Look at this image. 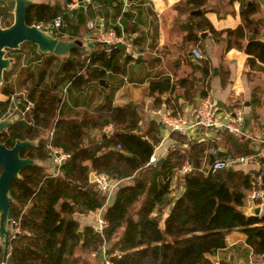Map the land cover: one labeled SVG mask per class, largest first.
Returning <instances> with one entry per match:
<instances>
[{"label": "trees", "instance_id": "trees-1", "mask_svg": "<svg viewBox=\"0 0 264 264\" xmlns=\"http://www.w3.org/2000/svg\"><path fill=\"white\" fill-rule=\"evenodd\" d=\"M247 13H242L241 24L226 29V47L237 46L264 62L263 41L249 38L242 44L248 32L256 30ZM52 14L50 4L33 3L26 11V21H48ZM123 14L130 17L129 11H123ZM77 18L79 22L85 20L82 13H78ZM123 21L127 24L126 19ZM200 26H208L214 35L219 34L207 20ZM29 49L35 56L27 58L25 76L20 80L26 85V91L17 97L18 116L0 131V141L11 146L17 138H39L35 146L23 148L21 155L39 159L49 157L48 141L69 155L58 163L56 174L42 165H31L22 169L20 176L12 181L13 217L19 218V231L10 237L5 264H90L82 255L109 242L106 251L113 264H232L226 257L211 260L207 254L224 250L227 233L235 229L245 235V249L247 245L251 248L254 253L251 256L264 258V213L249 215L240 208L245 204L246 190L260 185L256 175L262 169L232 167L230 170L204 171L210 151L219 144L231 155L252 152L248 138L236 136L225 127L217 128L215 136L208 140L188 139L184 132L171 129L174 143L165 154L163 164L151 167L148 159L159 140L158 123L150 119L148 128L138 131L140 115L136 107L131 103L113 104L114 92L124 81L117 75L125 73L128 61L138 62L139 57L126 53L123 43L107 50L105 43L93 41L89 52L84 55L77 50L63 57L50 54L42 61V67L36 63L31 68L34 58L38 60L42 55L36 52L33 43ZM54 57L60 58L56 65L52 63ZM204 70L207 71L205 65ZM111 77L115 78L113 82ZM67 82L66 95L69 98L65 99L57 88ZM179 82L185 85L189 79L185 77ZM88 86L99 88L102 94L90 110L87 106L84 109L78 107L87 105L82 93ZM172 88L168 78L149 84L150 93ZM2 92L6 98L0 100V117L5 116L14 93L12 83L4 85ZM27 104L29 110L23 112ZM110 123L112 129L108 133L101 132L98 138L84 141L89 131L102 129ZM51 127V139H44L43 132ZM185 160L191 167L180 173L183 190L173 201L165 199L168 182L156 181V177L173 174ZM91 172L94 173L93 179ZM100 172L114 180L128 176L131 180L115 186L109 200L106 192H100L96 184L95 176ZM144 195L140 206L139 200ZM164 201L171 203V208L163 218L160 230L156 227L157 218L148 213L151 206ZM98 207H103L106 227L98 231L92 224L80 225L75 214ZM122 226L127 228L120 238L118 232ZM128 226L135 228L138 236L148 234L150 230L156 233L143 243V247H132L123 243L126 241L124 237L128 238L130 233ZM2 253L3 245L0 244V264Z\"/></svg>", "mask_w": 264, "mask_h": 264}, {"label": "crops", "instance_id": "crops-1", "mask_svg": "<svg viewBox=\"0 0 264 264\" xmlns=\"http://www.w3.org/2000/svg\"><path fill=\"white\" fill-rule=\"evenodd\" d=\"M65 1L67 0H35V3L50 4L53 14H55L63 10ZM81 1L83 3L74 8L76 9L75 13L72 12V9L70 12L63 14L65 22L68 21L69 27L73 26V29L65 28L64 35L61 36L78 37L87 43L90 42L89 35L96 33L101 24L107 29L114 28L119 32L123 31L124 40L128 43L126 45L124 42L126 53L133 57H139L140 60L138 62L128 61L125 65V73L117 75L118 78L123 77L124 81L114 92L113 104L125 105L131 103L133 107H136L140 115L138 131L141 129L146 130L150 119L157 122L155 116H159L161 120L162 110L192 118L195 104L204 92L216 99L218 104L217 116L219 118H223L231 107L241 106L242 120L239 125L241 133L235 134L236 136L248 138L253 151L261 148L259 139L264 136V62L237 46L226 47V29L235 28L241 24L243 21L242 13L248 12L247 17L252 20L256 30L254 33L248 32L246 37L242 39V44H245L249 39L250 33H252L251 38L264 42V4L259 0ZM13 7L14 0H0V9H5L4 12L7 11L8 15H11L9 13H12ZM123 11H129L130 17L124 16ZM78 13L83 14L85 18L83 22L78 21ZM98 18L99 26H97ZM123 19H126L127 24ZM89 20L94 22V26L88 24ZM206 20L219 31V34L214 35L208 26L204 28L200 26L202 21ZM46 21L40 20V22ZM74 27L76 30L72 33ZM193 46L200 49L204 55L202 59H196L191 53ZM79 54L84 55L86 53ZM49 55L47 53V56ZM204 65L207 68L206 72ZM185 77L189 79V82L185 85L180 84L179 79ZM165 78L170 80V84L173 85L172 89L163 92H149L150 82ZM114 79V77H111L110 81L113 82ZM66 85L67 83L62 89L64 90L65 99L69 98L68 94L66 95ZM95 93H100L99 101L102 98L99 88L93 86L85 88L82 97L86 99L87 105L78 107L84 109L86 108L84 106H87V109L90 110L98 102L95 101L97 98L93 96ZM158 125L159 140L154 149L157 159L159 157L164 158L169 147L174 143L170 130L161 127L159 123ZM111 129V123L104 125L102 129H92L88 132L84 141L90 138H98L101 132L105 134ZM194 129V137H198V139L208 140L213 137L208 128L195 126ZM45 133L48 134V129ZM218 147H223L227 152L226 147L222 144H219ZM262 154L254 164L247 162L234 167L243 170L260 167L262 169L260 174L264 175V153ZM36 159L42 162V166L46 170H49L47 162L51 158ZM85 162L90 163V160H85ZM180 173L182 172L174 170L171 175L165 174V178L156 177V181L162 179L168 182L169 191L165 194V199H172L173 201V198L183 190ZM147 175L150 177V172ZM130 180L131 176L116 179V186ZM252 189L246 190L243 206L248 205L247 197ZM144 199L145 195L139 200L138 204L140 205ZM152 203L154 202L152 201ZM170 208L171 203L166 204L165 201L163 204L157 203L156 206H151L148 215L154 216L158 221L163 222V218ZM262 213H264V209H261L260 214ZM75 217L79 220L80 225L87 223L93 225L97 218L96 214L91 211L87 213L77 212ZM125 228L127 226L120 228L118 237H121L120 234L124 232ZM244 240L245 235L241 231L232 230L226 235V248L218 250L217 253L223 256L225 250L231 249V253L228 252L227 255H229L228 259L232 264H247L246 260L252 257V250L248 245L245 249L246 243Z\"/></svg>", "mask_w": 264, "mask_h": 264}, {"label": "built area", "instance_id": "built-area-1", "mask_svg": "<svg viewBox=\"0 0 264 264\" xmlns=\"http://www.w3.org/2000/svg\"><path fill=\"white\" fill-rule=\"evenodd\" d=\"M81 0H67L65 1L63 10L61 12H57L51 16V18L46 22H37L36 27L39 29H46L50 31L54 35H57L58 31L61 30L64 24V13L70 12L72 9L77 8L81 5ZM88 24L90 26H94V22L89 20ZM125 35L123 31L117 32L114 28H105L102 24L98 27V30L95 34L89 35V41H100L105 43L109 47L118 43L125 42ZM126 43V42H125ZM128 45V43H126ZM191 53L194 55L196 59H202L204 55L200 51L197 46H193L191 48ZM89 60V59H87ZM29 104H27L25 108H28ZM218 104L216 99L206 93L201 96L197 103L195 104L194 115L192 118H186L181 115L172 114L169 111H164L161 113V121L167 125H170L172 129L182 131L186 134L188 139H191L195 136V126H202L204 128L210 129L212 136H215V130L217 128L225 127L234 133H241L240 130V122L242 120V108L239 105L231 107L223 116V118H219L217 116ZM111 126V125H110ZM53 134V128H51L48 132V140L51 139ZM261 148L256 151H252L247 154H238L231 155L225 154L219 157H216L214 161L209 164L208 170L214 171L221 168H227L228 166L234 167L242 163H252L254 164L260 155L264 153V136L259 139ZM186 145V143H183ZM48 147L51 152L52 159L55 163L61 162L65 157L69 154L62 150L61 147L52 145L50 141H48ZM215 152V151H213ZM157 157L154 153H152L148 159V164L155 163ZM191 165L189 161L185 160L181 166L179 167L180 172H185L190 169ZM58 169H54L53 173L56 174ZM97 187L100 191L106 192L108 195V199L116 186V180L110 178L104 172H100L95 176ZM256 179L260 184L258 187H255L251 190L247 197V204H258L261 209H264V184H262V175H256ZM96 214V222L93 224L94 228L98 231H102L107 225V219L102 215V210L100 207L89 210ZM11 235L15 232L19 231V218L12 217L11 219ZM106 249L102 245L99 251V255L102 256L103 264H113V260L111 259L110 254H106ZM1 264H5V261H2ZM247 264H264V258L253 259L250 258Z\"/></svg>", "mask_w": 264, "mask_h": 264}, {"label": "water", "instance_id": "water-1", "mask_svg": "<svg viewBox=\"0 0 264 264\" xmlns=\"http://www.w3.org/2000/svg\"><path fill=\"white\" fill-rule=\"evenodd\" d=\"M264 4V0H259ZM35 3V0H14L12 10L13 21L9 25L2 26L0 23V84L3 82V70L8 68L13 62L12 56L6 55L8 48H18L22 42L29 41L36 45L38 54H55L58 56L65 55L72 50H77L81 54L87 53L92 46V42L84 43L80 38H62L55 36L50 31L39 29L36 27V21L28 23L26 21V11ZM82 4L83 1H80ZM76 9L72 12L75 13ZM99 26V18L97 20ZM252 33L249 34V38ZM136 65V64H134ZM7 83V82H6ZM100 83H104L101 79ZM164 112V110H162ZM18 114L11 115L9 118L0 119V131L4 130L12 121L16 119ZM161 127L171 130V126L163 123L159 116H155ZM39 138L15 139L14 143L9 146L5 142L0 141V244L3 245L2 261L6 260L11 237V219L13 217L12 202L13 195L10 192L12 181L20 176V172L27 166L42 165V162L29 155L22 156L21 150L28 146L37 144ZM226 151L223 147H218L215 152L209 154V160L204 167V171H208V166L216 157L225 155ZM63 161V160H62ZM164 158L159 157L155 163H150L151 167H158L163 164ZM232 169L231 166L227 167ZM91 179L94 173L91 172ZM264 183V175L262 176ZM101 192V191H100ZM249 215H260L261 207L258 204L240 206ZM71 217V216H70ZM78 233L82 235L81 230ZM215 251V249H214Z\"/></svg>", "mask_w": 264, "mask_h": 264}, {"label": "rangeland", "instance_id": "rangeland-1", "mask_svg": "<svg viewBox=\"0 0 264 264\" xmlns=\"http://www.w3.org/2000/svg\"><path fill=\"white\" fill-rule=\"evenodd\" d=\"M74 25V24H73ZM68 29V28H72L73 29V26L72 27H69V22L68 21H66L65 22V18H64V24H63V27L61 28V30L60 31H58V33H56L57 35H59V36H63L64 35V29ZM76 29H75V27H74V30L72 31V33H74V31H75ZM95 34V33H94ZM66 37V36H65ZM30 47H32V43L31 42H29V41H25V42H22L21 44H20V46L18 47V49H17V51H14L13 52V54H14V56H15V59H14V61H13V63H12V66L10 65L9 67H11L10 68V70L9 71H7L6 70V72H7V74H6V79L7 80H9L10 81V83H12V86H13V89H14V93H13V95L11 96V98H10V103L8 104V107H7V110H6V113H5V118H8L11 114L12 115H14V114H17V112H16V108H17V105H16V101H17V97L19 96V95H23L22 93H25V91H26V85H23L21 82H20V80L21 79H23V77L25 76V71H26V65H27V58H29V56H35L34 54H32L31 52H30ZM34 47V46H33ZM63 57V56H62ZM46 58H48V56H47V54H43L41 57H40V59L39 60H37V61H44ZM59 60H60V58L59 57H54V58H52V63L54 64V65H56L57 63H59ZM40 62V64L39 65H41L40 67H42L43 66V62L41 63ZM37 62H36V59L34 58V60H33V62H31V68H33V67H35V64H36ZM38 64V63H37ZM8 67V68H9ZM54 68H55V66H53ZM53 67H51L50 68V71H52L53 70ZM22 68H24V70L22 71L21 69ZM9 83V84H10ZM64 83H62V85H60L57 89H59L58 90V92L61 94V96H64V98H65V95H64V90H62L63 89V87L65 86V85H63ZM5 84L2 82V84H0V99H4L5 98V95H3L2 94V88H3V86H4ZM93 96L95 97V98H97V100L95 99V101L97 102L98 101V99H99V97H100V93H95V94H93ZM92 96V97H93ZM95 103V102H94ZM17 118V117H16ZM51 128H53V127H51ZM50 128V129H51ZM49 129V130H50ZM49 130H48V132H49ZM46 130L43 132L44 133V135H43V138L44 139H46L47 138V136H48V134L46 135ZM48 145V144H47ZM49 158H51V160H49L48 162H47V166H48V168H49V170L51 171V169L52 168H54V169H56V168H58L57 166V163H55L54 161H53V159H52V156L50 155L49 156ZM54 169H52V172H53V170ZM173 189V188H172ZM175 189H176V187H175ZM107 199H108V195H107ZM110 200V199H109ZM102 209V208H101ZM71 216V215H70ZM156 221V220H155ZM128 227H130L129 228V231H130V233H129V235H128V238H126V237H124L125 239H126V241L124 240L123 241V243H126L127 245H130V246H132V247H143V243L148 239V238H151L152 237V235H155V233L156 232H152V230H150V232L148 233V234H141V235H137V232H135V228H131L132 226H128ZM156 227L158 228V229H162L163 228V222L161 221V220H157L156 221ZM149 230V229H148ZM120 238H122V236H123V233L122 234H120ZM104 246V248L105 249H107L109 246H110V242L109 243H107V244H104L103 245ZM100 248L101 247H99L98 248V250H93V251H91V252H87V253H84L83 255H82V257L84 256L85 258H87L89 261H90V264H103V259H102V256L101 255H99V250H100ZM231 251V249H228V250H225V253L223 254V257L225 258L226 257V259H228V256L229 255H227V253L229 252V253H231L230 252ZM218 251L216 250L215 251V253L214 254H207L208 256H209V258L211 259V260H215V259H217V257H222V256H220L218 253H217ZM108 252H106V254H107ZM228 253V254H229ZM252 253H253V251H252ZM108 254H110V253H108ZM108 254H107V256H108ZM253 256H254V253H253ZM253 256L251 257V258H253ZM233 258H234V254H233ZM254 259V258H253ZM256 259H259V258H256ZM229 260V259H228ZM216 264H218V263H216Z\"/></svg>", "mask_w": 264, "mask_h": 264}, {"label": "flooded vegetation", "instance_id": "flooded-vegetation-1", "mask_svg": "<svg viewBox=\"0 0 264 264\" xmlns=\"http://www.w3.org/2000/svg\"><path fill=\"white\" fill-rule=\"evenodd\" d=\"M4 10L5 9H0V23H1V25L2 26H5V25H9L10 23H12V21H13V14L12 13H9V14H11V15H8V13H6V12H4ZM55 36H58V37H62V36H59V35H55ZM62 38H72V37H62ZM83 41V40H82ZM85 43V42H84ZM17 49L18 48H14V49H10V48H8L7 50H6V55H8V56H12L14 59H15V56H14V54H13V52L14 51H17ZM79 52V51H78ZM80 53V52H79ZM39 55H43V54H39ZM39 60V59H38ZM14 61V60H13ZM36 62L38 63V65L40 64V62L41 61H37L36 60ZM13 63V62H12ZM12 63H11V66H12ZM42 63V62H41ZM14 64V63H13ZM10 68L11 67H9V68H6V69H4L3 70V83L5 84V85H8L9 83H10V81L9 80H7L6 79V74H7V72H6V70L7 71H9L10 70ZM7 82V83H6ZM67 84H68V82H67ZM67 86V85H66ZM2 94L3 95H5L3 92H2ZM6 96V95H5ZM6 98V97H5ZM4 98V99H5ZM1 100V99H0ZM28 108H25L24 110H23V112H27L28 110H29V105L27 106ZM18 114V113H17ZM12 115V114H11ZM10 115V116H11ZM9 116V117H10ZM6 116H3V117H0V119H3V118H5ZM8 117V118H9ZM6 129V128H5ZM36 139V138H35ZM39 141V140H38ZM35 146V145H34Z\"/></svg>", "mask_w": 264, "mask_h": 264}]
</instances>
